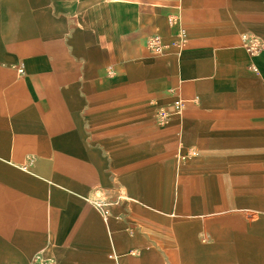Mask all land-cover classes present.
Instances as JSON below:
<instances>
[{"label": "crops", "instance_id": "0c3cea01", "mask_svg": "<svg viewBox=\"0 0 264 264\" xmlns=\"http://www.w3.org/2000/svg\"><path fill=\"white\" fill-rule=\"evenodd\" d=\"M165 2V8L137 7L155 12L136 18L138 23L144 16V24L138 23L128 43L133 53L117 45L112 55L95 43L92 30L78 28L77 16L65 7L71 3L0 0V264H31L37 253L56 264H215V254L192 258V253L262 243L252 236L251 222L227 216L217 202L203 204V195L214 191L198 183L204 176L191 177L179 191L199 201L182 203L179 211L185 229L177 241L181 258L171 257L169 243L159 245L152 234L128 233L125 214L138 219L156 213L123 209L122 219L105 221L89 199L99 186L125 180L119 170L125 169L127 153L134 165L128 176L141 179L136 169H142V154L150 148L137 143L147 132L157 135L144 129L141 110L153 100L164 105L182 97L188 110L197 108L204 138L213 131L220 148L231 153L252 148L254 136L264 135V52L251 55L242 44L245 34L264 40V0ZM167 17L170 23L179 17L188 27V47L181 54ZM119 23L125 24L124 16ZM154 34L170 43L159 57L146 47ZM145 168L158 166L150 161ZM237 190L263 194L259 186ZM261 210L256 208L264 221ZM204 223L211 231L200 230ZM217 257L227 258L220 252Z\"/></svg>", "mask_w": 264, "mask_h": 264}, {"label": "rangeland", "instance_id": "374dc122", "mask_svg": "<svg viewBox=\"0 0 264 264\" xmlns=\"http://www.w3.org/2000/svg\"><path fill=\"white\" fill-rule=\"evenodd\" d=\"M64 1L71 3V5L65 7L68 9L69 14L72 13L73 17L77 16L78 28L92 30L96 40L95 43L104 45L112 55L118 53L117 45H121L120 51L126 55L133 53V48L128 43L130 38L135 36L133 34L141 28L138 23L144 24V16H142V20H138V23H136V18H141L139 13L144 14L145 12L154 11L149 10L153 8V5L157 8L159 6L166 7V0H93V3H90L89 0H55V3ZM149 3H154L149 9L136 10L139 6L148 8L146 5ZM122 16H124L125 24L119 25ZM176 19V21L170 23L167 17V25L175 30L174 41H176L179 31L182 29L186 31L187 37H189L188 27L180 23L179 17ZM156 32L163 34L158 29ZM123 38L125 41H121ZM124 45L127 47L123 50ZM187 47L188 44L184 47L176 46L175 50L181 54ZM153 56L159 57L162 55L154 54ZM168 102L159 105L157 101L153 100L152 104L141 110L148 126L145 125L144 129L147 128L148 131L157 132V135L147 132L149 137L143 138L142 142L139 140L137 143L143 147L146 146L147 149L150 148L147 154H142L143 159L139 163L142 169H136V172L140 171L141 179L134 181L128 176L133 174L134 165L130 160L133 155L127 153L125 169L119 170L121 174L127 175L125 180L121 177L111 188L103 185L96 188L92 197H89L92 205L98 213H101V206L99 205L107 209L110 214L109 220L113 216L122 219L123 216L118 212L123 209L127 213L133 209L156 213L157 217H141L138 219L128 218L125 214L130 221V224L126 226L128 233L132 235L136 231H140L143 235L152 234L159 241H162L159 242V245H162L163 242L169 243L168 248L171 250L169 254L171 257L181 258V250L177 241L181 236H184L185 229L179 224L183 216L179 211L183 210L182 203H198L199 201L195 199L189 201V199L180 195L179 191L183 188V184L191 181V177L204 176L205 179L198 183H205L214 191L211 194H204L202 197L204 203L203 201L202 203L215 205L217 202V205L221 206L220 208L229 213L227 216L238 217L246 224L251 222L250 224L255 225L252 236L262 239V243L246 247H237L230 244L216 247L213 250H194L192 258H198L196 257L198 253L201 256L203 252H209L215 254L211 258L218 259L215 264H264V233L262 230L264 221H261L260 218L263 215L256 212V208L264 211V144H261L264 135L259 133L254 136L252 148L233 150L236 153H231V148H220L222 147L221 138L213 131L207 139L204 138L203 132H199L198 126L200 123L197 121L199 112L196 107L188 110L185 106L182 114L173 117L168 125L164 127L155 126L152 121L156 106L170 107L171 102ZM189 115L194 119L191 122L187 120ZM224 140L226 139H222V141ZM93 141L96 142V138H93ZM125 141L127 145L133 146L134 144L132 138H126ZM205 142L208 144H205ZM178 149L184 152L182 154H187L190 150L195 153L182 158V154L179 153ZM145 157L147 159H144ZM31 158L34 159L35 157ZM150 161L152 166H158L157 170L145 168L150 165ZM139 165L137 164V166ZM25 170H29V168ZM237 186H242L245 190L249 187V191H256L259 186L263 190V194L248 192L246 195H244L245 193L241 195L237 190ZM144 198H152L153 201H145ZM128 215L130 216V214ZM221 216H223V213ZM202 229L211 231V226L204 223V225L201 224L200 230ZM219 252L227 258L224 260L219 259L217 257ZM245 254L249 256V259L241 260L237 257L239 255L245 256ZM218 261L220 262L218 263Z\"/></svg>", "mask_w": 264, "mask_h": 264}, {"label": "built area", "instance_id": "2783aa9c", "mask_svg": "<svg viewBox=\"0 0 264 264\" xmlns=\"http://www.w3.org/2000/svg\"><path fill=\"white\" fill-rule=\"evenodd\" d=\"M172 44L178 47H184L187 44V34L184 29L179 31L178 38ZM242 44L247 52L251 55H256L258 53L264 52V40L259 39L254 35L245 34L242 37ZM170 43H166L163 37L159 34H154L147 39L146 47L147 49L153 54H162L164 53ZM186 101L180 97L179 95L176 96L170 107L165 106H156V109L153 113L154 122L158 127H164L168 125L170 120L182 114ZM181 152H183L181 150ZM184 153V152H183ZM195 152L190 150L187 154H182V158H186V155H192ZM101 206V215L105 221L108 220L110 214L107 209ZM31 264H56L55 259L47 258L40 253L34 255L31 259Z\"/></svg>", "mask_w": 264, "mask_h": 264}, {"label": "bare ground", "instance_id": "6f19581e", "mask_svg": "<svg viewBox=\"0 0 264 264\" xmlns=\"http://www.w3.org/2000/svg\"><path fill=\"white\" fill-rule=\"evenodd\" d=\"M25 168V167H24Z\"/></svg>", "mask_w": 264, "mask_h": 264}]
</instances>
